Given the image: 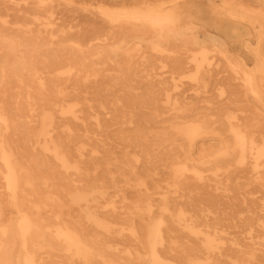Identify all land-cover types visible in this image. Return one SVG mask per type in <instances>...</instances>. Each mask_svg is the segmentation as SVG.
<instances>
[{
    "label": "rangeland",
    "instance_id": "obj_1",
    "mask_svg": "<svg viewBox=\"0 0 264 264\" xmlns=\"http://www.w3.org/2000/svg\"><path fill=\"white\" fill-rule=\"evenodd\" d=\"M10 42L38 62L66 55L34 73L74 105L77 120L61 122L84 144L85 176L56 167L63 204L44 208L26 170L52 153L32 144L27 101L0 105V229L24 215L42 236L60 218L111 257L42 249L33 264H264V0H0V50ZM73 144L60 151L76 167ZM1 150L20 169L16 191ZM86 185L95 196L76 201ZM10 238L5 264H24L20 238L0 233Z\"/></svg>",
    "mask_w": 264,
    "mask_h": 264
},
{
    "label": "bare ground",
    "instance_id": "obj_2",
    "mask_svg": "<svg viewBox=\"0 0 264 264\" xmlns=\"http://www.w3.org/2000/svg\"><path fill=\"white\" fill-rule=\"evenodd\" d=\"M159 23V22H157ZM152 26H156L151 21ZM3 45V43H2ZM4 46V45H3ZM6 49L0 50V76L2 81V90L0 89V105L9 108V104L12 100L27 101L28 110L31 115V121L29 123L30 131L32 134V144L44 147L45 150H50L51 157H47L45 160H39L35 158L32 162L34 167L43 166L46 167L43 173V179L45 180V188L43 191H39L40 188L33 186L36 184L33 181L35 170L32 165L26 170L27 176L30 179V185L33 188L34 194L41 201L42 206L53 210L59 208L63 204L60 198L63 189L67 187H61L58 189V184L55 182L57 175L56 167L60 169L63 167L64 171L71 167L73 174H78L80 179L82 176L83 159L80 154V148L84 146L82 142H78L80 136L77 135L75 129L61 122L62 118L69 117L73 120H77L78 116L74 111L73 103L65 104L63 95L66 91L62 88L63 84L58 82H47L37 80V76L34 73V66L40 63L43 68L49 69L54 64H60L62 61L67 60L66 55L62 53L54 54L52 56H43L42 62H38V56L36 54L22 52H14L16 49L12 42L6 44ZM37 53V52H34ZM40 54V53H37ZM75 59L76 57H72ZM53 77H57L55 74ZM25 78H30L28 82H24ZM77 85V84H74ZM16 87L18 91L15 96H12V89ZM21 87H29V90L24 94ZM8 89L7 93L6 90ZM43 100V104L40 110H35L34 104L37 105L40 100ZM18 116L22 113V102L15 104ZM0 113L4 115L1 111ZM67 133V137H61V133ZM57 133H59L57 135ZM73 142H75L73 144ZM73 144V148L76 150L75 164L67 161L61 153V148H69ZM4 164L7 169L4 178L7 182V187L13 191L19 188L20 182V169L16 164L11 162L10 157L5 155L1 150ZM49 160L53 162V165H49ZM78 165V167H77ZM79 172V173H78ZM32 181V182H31ZM95 189V188H94ZM71 191L70 189H68ZM16 191V190H15ZM95 191L92 186L86 185L84 190L72 188V193L76 201H89V196H95ZM16 195L13 194V197ZM14 205L17 206L16 201ZM87 216L92 217L89 212ZM55 218H59L56 214ZM57 229L51 231L48 229V234H39V226L37 224L32 226L31 220L27 216H21V220L18 223V228L13 230L12 228H1L0 233L3 237L7 236L10 232L12 236H18L20 238V250L18 253L22 254V262L24 264H33L32 258L35 257L38 250H44L47 258H55L60 256L61 258H78V254L85 251L87 254L83 255V258H99L105 260L111 258L105 255V251L101 248L96 237L86 232L83 228L75 227L69 228L66 223L59 218L57 223ZM49 228V227H48ZM45 233V231H44ZM40 238L42 241H40ZM91 243V245H88ZM6 246H9L6 247ZM15 246V241L10 238L7 244L0 239V263L5 264V258H11L9 254L12 252V248ZM17 253V251H15ZM151 258H160L155 250L151 252Z\"/></svg>",
    "mask_w": 264,
    "mask_h": 264
}]
</instances>
